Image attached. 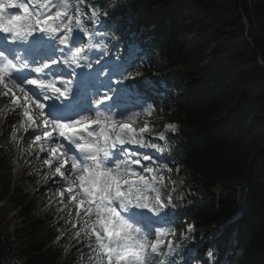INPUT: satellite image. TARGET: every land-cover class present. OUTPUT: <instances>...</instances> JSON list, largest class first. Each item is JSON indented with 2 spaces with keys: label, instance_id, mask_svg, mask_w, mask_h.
<instances>
[{
  "label": "trees",
  "instance_id": "1",
  "mask_svg": "<svg viewBox=\"0 0 264 264\" xmlns=\"http://www.w3.org/2000/svg\"><path fill=\"white\" fill-rule=\"evenodd\" d=\"M121 1L84 0V12L99 5L114 36L132 31L127 45L151 40L154 54L135 72L165 81L156 118L143 117L151 133L177 126L162 145L175 227L194 224L187 243L200 258L236 241L231 264H264V0ZM139 75L128 78L131 87ZM10 166L0 152V264H86L88 249L73 238L76 216L59 198L42 200L49 210L37 216L31 196L12 190Z\"/></svg>",
  "mask_w": 264,
  "mask_h": 264
},
{
  "label": "snow or ice",
  "instance_id": "2",
  "mask_svg": "<svg viewBox=\"0 0 264 264\" xmlns=\"http://www.w3.org/2000/svg\"><path fill=\"white\" fill-rule=\"evenodd\" d=\"M84 7V0H0V104L14 106L9 111L19 129L31 130L33 144L48 154L43 163L66 186L75 206L73 238L88 249L86 264H178L183 241L168 239L177 221L168 212L174 208L171 195L163 198L171 178L165 172L173 169L157 162L162 157L140 151L163 154L165 147L155 141H165V131L152 136L155 126L148 120L133 127L142 114H153L152 104L129 111L119 99L105 103L112 100L108 93L132 94L124 80L139 72L128 76L131 63L105 73L106 80L86 71L120 37L101 20L99 5H87L90 14ZM13 9L22 14H10ZM101 88L107 90L103 95ZM165 129L174 133L176 125ZM192 230L188 225L186 231Z\"/></svg>",
  "mask_w": 264,
  "mask_h": 264
},
{
  "label": "rangeland",
  "instance_id": "3",
  "mask_svg": "<svg viewBox=\"0 0 264 264\" xmlns=\"http://www.w3.org/2000/svg\"><path fill=\"white\" fill-rule=\"evenodd\" d=\"M125 2L126 0L121 1V3H125ZM16 14H22V10L18 11ZM91 55L97 56L99 54L93 52L91 53ZM104 58L105 56H103V59ZM108 58L109 59L112 58V55L109 54ZM103 59L101 60L100 63L101 68L104 64ZM96 66L97 65L94 64L93 68H95ZM77 71L79 72L80 69H77ZM86 71H93V69ZM104 73L105 72H101L100 75ZM143 76L144 77L142 79L147 78L146 75ZM115 87H119V86H115ZM137 98L139 99V97ZM13 107L14 106L11 105L10 103L0 104V152H4V154L8 158H10V165H11L10 168L13 167L15 168L14 174L12 176V180L10 182V186L12 190L15 188H19L24 193L29 194L36 203L37 216H42L45 215V213L49 210L48 206H46L45 209L39 208L40 204L42 203V200H46L50 203L51 202L50 199L52 200V199L61 198L58 193L61 191H65L66 186L61 185V178L57 174H55L54 168L50 170L48 166L43 163L45 159L49 158L48 154L47 152L40 153L38 151V148L33 144L31 130L29 132H25L22 129H19L18 127L19 121L17 119V115L9 111ZM143 116L145 118H151V117L156 118V116L153 114L151 116H146L142 114L141 117L139 118L141 123H136L133 125V127L139 128L143 126L142 124ZM14 129L16 131L15 140H13ZM162 131H165L166 135L170 132L167 131L165 128ZM157 134L158 133H155L152 136H156ZM155 142L162 143L163 141L156 140ZM140 151L147 152L149 154L153 153L155 158L162 157V154L155 152V150L140 149ZM158 161H160V159ZM142 163L147 164V162H143V161ZM135 167H137V170H140L139 166H135ZM3 174H7V172H3ZM169 195H170V190H169V186H167L164 189L163 198L167 199ZM62 199L64 202L63 203L64 209L68 211V213L70 212L72 216H74L75 206L74 204L69 203L70 197L66 191ZM2 203H4V201ZM0 207H5V205L0 204ZM18 221L16 219L12 220L13 228L14 226H16L15 224L18 223ZM178 233H179L178 237L182 239L181 242L184 241L183 238L185 236L191 234V232L185 234L182 231H179ZM168 238L173 239L174 241L176 239V238L174 239V236H169ZM182 255H183V251H181L180 248V257L178 258V263H180V261H183L185 258L188 257L187 255L184 258Z\"/></svg>",
  "mask_w": 264,
  "mask_h": 264
},
{
  "label": "bare ground",
  "instance_id": "4",
  "mask_svg": "<svg viewBox=\"0 0 264 264\" xmlns=\"http://www.w3.org/2000/svg\"><path fill=\"white\" fill-rule=\"evenodd\" d=\"M92 75L94 74L93 72H91ZM107 76L105 78H103L102 80H106ZM103 95V94H102ZM96 98H99V96H97ZM124 97H120L117 98L116 96L112 97L111 101H106V104H111L113 102H116V100H122ZM127 98H129L132 101L131 107H136L135 104L139 103V99L135 96V95H129Z\"/></svg>",
  "mask_w": 264,
  "mask_h": 264
},
{
  "label": "water",
  "instance_id": "5",
  "mask_svg": "<svg viewBox=\"0 0 264 264\" xmlns=\"http://www.w3.org/2000/svg\"><path fill=\"white\" fill-rule=\"evenodd\" d=\"M244 22H245V25H246V27H248V24L246 23V21L244 20ZM259 64H262L260 61H259Z\"/></svg>",
  "mask_w": 264,
  "mask_h": 264
}]
</instances>
